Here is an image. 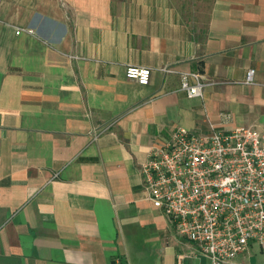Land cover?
<instances>
[{"label": "crops", "instance_id": "1", "mask_svg": "<svg viewBox=\"0 0 264 264\" xmlns=\"http://www.w3.org/2000/svg\"><path fill=\"white\" fill-rule=\"evenodd\" d=\"M193 71L203 97L181 89ZM212 126L264 136V0H0V264H211L141 170Z\"/></svg>", "mask_w": 264, "mask_h": 264}, {"label": "built area", "instance_id": "2", "mask_svg": "<svg viewBox=\"0 0 264 264\" xmlns=\"http://www.w3.org/2000/svg\"><path fill=\"white\" fill-rule=\"evenodd\" d=\"M151 75L148 67H126V77L141 85ZM255 76L250 69L245 83L255 84ZM209 84L200 71L181 75V89L192 98L203 97ZM141 174L146 199L211 264H246L235 259L253 243L264 248V136L257 129L178 128L151 149Z\"/></svg>", "mask_w": 264, "mask_h": 264}, {"label": "rangeland", "instance_id": "3", "mask_svg": "<svg viewBox=\"0 0 264 264\" xmlns=\"http://www.w3.org/2000/svg\"><path fill=\"white\" fill-rule=\"evenodd\" d=\"M258 245V244H257Z\"/></svg>", "mask_w": 264, "mask_h": 264}]
</instances>
